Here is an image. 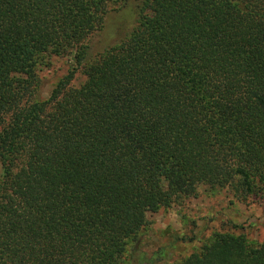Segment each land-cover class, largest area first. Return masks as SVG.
<instances>
[{
	"label": "trees",
	"instance_id": "trees-1",
	"mask_svg": "<svg viewBox=\"0 0 264 264\" xmlns=\"http://www.w3.org/2000/svg\"><path fill=\"white\" fill-rule=\"evenodd\" d=\"M119 1L0 0V264H122L146 215L200 186L264 193V0H135L86 63ZM51 57L76 69L41 100ZM178 264H264V241L215 234Z\"/></svg>",
	"mask_w": 264,
	"mask_h": 264
},
{
	"label": "rangeland",
	"instance_id": "rangeland-1",
	"mask_svg": "<svg viewBox=\"0 0 264 264\" xmlns=\"http://www.w3.org/2000/svg\"><path fill=\"white\" fill-rule=\"evenodd\" d=\"M140 4L122 0L111 6L103 28L87 41L86 63L98 60L108 49L119 45L137 26ZM72 57H51L37 68L38 98L46 100L56 84L73 69ZM85 81L77 69L69 83L80 87ZM136 251L130 245L122 264H178L215 234L242 236L250 244L264 241V193L247 202L237 201L228 190L210 191L200 186L193 198L146 215Z\"/></svg>",
	"mask_w": 264,
	"mask_h": 264
}]
</instances>
